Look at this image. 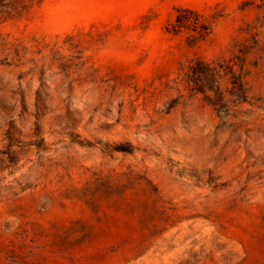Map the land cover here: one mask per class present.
I'll return each mask as SVG.
<instances>
[{
  "label": "rangeland",
  "instance_id": "obj_1",
  "mask_svg": "<svg viewBox=\"0 0 264 264\" xmlns=\"http://www.w3.org/2000/svg\"><path fill=\"white\" fill-rule=\"evenodd\" d=\"M0 107V264H264V0H0Z\"/></svg>",
  "mask_w": 264,
  "mask_h": 264
},
{
  "label": "trees",
  "instance_id": "obj_2",
  "mask_svg": "<svg viewBox=\"0 0 264 264\" xmlns=\"http://www.w3.org/2000/svg\"><path fill=\"white\" fill-rule=\"evenodd\" d=\"M191 12L190 10H185ZM180 12L175 16L174 22L170 24L172 31L176 32L181 27L191 26L192 22L188 18L180 17ZM195 30V26H193ZM243 58L240 54H235L234 57H230L222 60H213L206 62L200 58H196L188 66L189 71L187 72V78L189 81L195 83L210 80L213 81L222 75L230 74L231 76H241ZM238 65L239 71L235 72L234 66Z\"/></svg>",
  "mask_w": 264,
  "mask_h": 264
},
{
  "label": "bare ground",
  "instance_id": "obj_3",
  "mask_svg": "<svg viewBox=\"0 0 264 264\" xmlns=\"http://www.w3.org/2000/svg\"><path fill=\"white\" fill-rule=\"evenodd\" d=\"M23 92L25 93V94H27L28 92H27V90L26 89H24L23 90ZM5 94V93H4ZM8 96V95H7ZM19 98V97H18ZM33 100V99H32ZM1 108V107H0ZM15 108H16V111H18L20 114L22 113V115H20V117H19V119H16L15 121H16V123H17V125L18 124H20L22 121H24L25 120V117H27V112H24L23 111V108H22V104H21V101L19 100V102H18V104L17 105H15ZM39 112H40V108H38L37 109ZM1 112H3V110L1 111ZM1 114H3V113H1ZM14 121V122H15ZM23 123V122H22ZM31 123V122H30ZM28 124V123H27ZM16 126V125H15ZM20 126H22V125H20ZM25 126V125H24ZM23 127V126H22ZM26 127H27V125H26ZM29 127V126H28ZM23 131V130H22ZM25 131H28L27 129H25ZM27 133V132H26ZM30 133V132H29Z\"/></svg>",
  "mask_w": 264,
  "mask_h": 264
}]
</instances>
